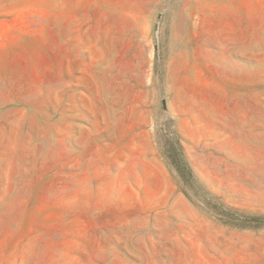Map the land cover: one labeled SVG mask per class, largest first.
Listing matches in <instances>:
<instances>
[{
  "label": "rangeland",
  "instance_id": "374dc122",
  "mask_svg": "<svg viewBox=\"0 0 264 264\" xmlns=\"http://www.w3.org/2000/svg\"><path fill=\"white\" fill-rule=\"evenodd\" d=\"M0 264H264V0H0Z\"/></svg>",
  "mask_w": 264,
  "mask_h": 264
},
{
  "label": "trees",
  "instance_id": "16d2710c",
  "mask_svg": "<svg viewBox=\"0 0 264 264\" xmlns=\"http://www.w3.org/2000/svg\"><path fill=\"white\" fill-rule=\"evenodd\" d=\"M170 158L172 159L173 165L176 167L175 169L183 179H187L191 176V170L179 149L172 150Z\"/></svg>",
  "mask_w": 264,
  "mask_h": 264
}]
</instances>
